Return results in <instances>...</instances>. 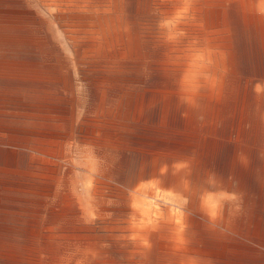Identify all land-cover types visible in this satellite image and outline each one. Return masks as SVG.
Listing matches in <instances>:
<instances>
[{
	"label": "bare ground",
	"instance_id": "1",
	"mask_svg": "<svg viewBox=\"0 0 264 264\" xmlns=\"http://www.w3.org/2000/svg\"><path fill=\"white\" fill-rule=\"evenodd\" d=\"M87 1H52L79 61L94 60L98 103L77 122L36 11L0 0V264H264V0H171L148 51L120 4L89 14ZM71 140L97 161L88 221L60 177ZM223 193L235 199L209 215Z\"/></svg>",
	"mask_w": 264,
	"mask_h": 264
},
{
	"label": "rangeland",
	"instance_id": "2",
	"mask_svg": "<svg viewBox=\"0 0 264 264\" xmlns=\"http://www.w3.org/2000/svg\"><path fill=\"white\" fill-rule=\"evenodd\" d=\"M52 1L53 0H25V3L27 8L34 12L36 11L35 13L37 17L40 18L41 29L46 37V40L50 43L47 53H50L51 49L55 50L57 56L66 64L70 75V82L73 85V93L78 99V107L74 119L77 122H81L82 117L93 114V108L98 103V95L90 90L91 86L88 80V73H86V70L92 65L94 60H84L83 63L79 61L78 56L75 54L77 47H75L76 43L72 42V36L69 33H65L56 23L53 15V11L56 8ZM115 4H120L123 7V20L126 21L127 19V22L133 23L137 27L142 38V44L145 47L144 49L147 51L152 50L153 46L160 42L161 35L165 32L162 29L168 25L170 22L169 20L172 21L173 19V14L169 11V6L172 5L171 0H140L138 6L136 0H117L116 3L112 0H88L85 5H87L86 9L89 14L101 12L109 14L115 9ZM71 8L73 10H79L77 7ZM148 31L151 33H148ZM144 32L147 34L145 35ZM146 79L149 80V75H147ZM113 100L114 99H110L106 102L108 116L112 114L114 107ZM63 150L64 159L61 161L62 167L60 172L61 180H63L62 183L70 189L75 190L82 202L83 209L85 210V218L87 217L86 220L88 221L90 220V213L92 214L94 205L85 192L84 185L87 182V176H89L86 172V167L90 166V164L91 168L96 166L95 162L97 161L95 160L96 158L94 157V152L87 145H83L75 140H71L68 145L64 146ZM9 223L14 228L28 227L23 221L15 223L9 221ZM11 236L16 237L19 244H23L20 242L23 238H25L23 234L13 232L11 233ZM71 254L78 256L83 253L75 249L71 251ZM117 257L119 258L121 255H117Z\"/></svg>",
	"mask_w": 264,
	"mask_h": 264
},
{
	"label": "clouds",
	"instance_id": "3",
	"mask_svg": "<svg viewBox=\"0 0 264 264\" xmlns=\"http://www.w3.org/2000/svg\"><path fill=\"white\" fill-rule=\"evenodd\" d=\"M229 199H235V197L230 196L227 193L220 194L219 196L216 194H209L207 200L205 201L206 211L209 215L216 216L221 209V202Z\"/></svg>",
	"mask_w": 264,
	"mask_h": 264
}]
</instances>
